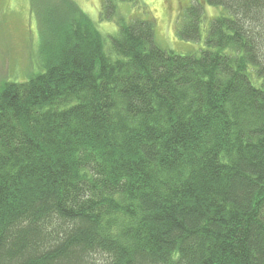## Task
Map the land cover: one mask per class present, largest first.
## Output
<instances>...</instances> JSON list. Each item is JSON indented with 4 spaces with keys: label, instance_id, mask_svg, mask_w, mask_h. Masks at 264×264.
<instances>
[{
    "label": "trees",
    "instance_id": "trees-1",
    "mask_svg": "<svg viewBox=\"0 0 264 264\" xmlns=\"http://www.w3.org/2000/svg\"><path fill=\"white\" fill-rule=\"evenodd\" d=\"M42 3L44 70L0 86V264H264V0H196L186 54Z\"/></svg>",
    "mask_w": 264,
    "mask_h": 264
},
{
    "label": "rangeland",
    "instance_id": "rangeland-1",
    "mask_svg": "<svg viewBox=\"0 0 264 264\" xmlns=\"http://www.w3.org/2000/svg\"><path fill=\"white\" fill-rule=\"evenodd\" d=\"M95 21L106 38L107 48L118 30L120 20L134 17L154 20L156 42L177 53L199 52L205 47L210 20L219 8L205 5L206 18L202 23L201 38L182 39L177 26L182 13L196 0H114L117 5L112 17H106L103 0H74ZM44 0H0V86L5 81H26L44 70L43 44L48 38L42 18Z\"/></svg>",
    "mask_w": 264,
    "mask_h": 264
}]
</instances>
